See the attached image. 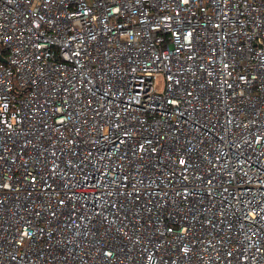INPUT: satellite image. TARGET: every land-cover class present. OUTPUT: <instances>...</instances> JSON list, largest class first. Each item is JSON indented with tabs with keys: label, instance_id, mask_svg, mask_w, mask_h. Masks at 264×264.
Instances as JSON below:
<instances>
[{
	"label": "built area",
	"instance_id": "1",
	"mask_svg": "<svg viewBox=\"0 0 264 264\" xmlns=\"http://www.w3.org/2000/svg\"><path fill=\"white\" fill-rule=\"evenodd\" d=\"M0 55V264H264V0H0Z\"/></svg>",
	"mask_w": 264,
	"mask_h": 264
},
{
	"label": "rangeland",
	"instance_id": "2",
	"mask_svg": "<svg viewBox=\"0 0 264 264\" xmlns=\"http://www.w3.org/2000/svg\"><path fill=\"white\" fill-rule=\"evenodd\" d=\"M157 88H161V82L159 81L158 84H157Z\"/></svg>",
	"mask_w": 264,
	"mask_h": 264
},
{
	"label": "water",
	"instance_id": "3",
	"mask_svg": "<svg viewBox=\"0 0 264 264\" xmlns=\"http://www.w3.org/2000/svg\"><path fill=\"white\" fill-rule=\"evenodd\" d=\"M0 61H5L4 57L0 55Z\"/></svg>",
	"mask_w": 264,
	"mask_h": 264
}]
</instances>
